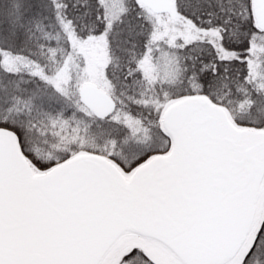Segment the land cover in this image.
I'll list each match as a JSON object with an SVG mask.
<instances>
[{"label": "snow or ice", "instance_id": "obj_1", "mask_svg": "<svg viewBox=\"0 0 264 264\" xmlns=\"http://www.w3.org/2000/svg\"><path fill=\"white\" fill-rule=\"evenodd\" d=\"M0 264H264V0H0Z\"/></svg>", "mask_w": 264, "mask_h": 264}]
</instances>
